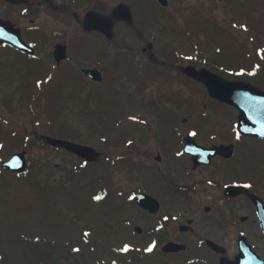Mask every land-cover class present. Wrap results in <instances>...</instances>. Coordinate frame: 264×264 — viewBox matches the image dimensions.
Wrapping results in <instances>:
<instances>
[{
	"label": "flooded vegetation",
	"instance_id": "1",
	"mask_svg": "<svg viewBox=\"0 0 264 264\" xmlns=\"http://www.w3.org/2000/svg\"><path fill=\"white\" fill-rule=\"evenodd\" d=\"M36 1L42 4V0H0V5L4 6L0 18L4 22L11 21L13 34L28 45L19 48L8 41L0 44V128L7 130L12 126L9 125L12 123L10 116L26 112L31 117L32 128H38L34 130L36 136L29 132L38 142L46 134L37 130L56 125L51 114H48L49 121L44 120L45 113L40 114L48 99L53 95L64 99L57 103L55 114L67 112L74 101L71 92L68 100L56 94L57 88L47 92V86L58 83L62 67L67 66L64 72L68 92L72 82L67 72L69 62L76 60L75 70L82 78L93 83L104 80L103 55L90 62L95 65H84L86 62L79 58L80 55H74L70 44L79 35H90L99 40L100 50L105 34L81 29L80 34L70 36L62 29H42L35 18H30L28 25H20L8 13L9 9H14L22 16L29 15V7ZM74 1L50 0L53 9H48L52 19L56 21L57 16L65 19L70 13L81 24L86 15L81 17L80 12L73 13L70 5ZM81 3L80 0L76 2ZM226 4L229 6L228 1ZM114 7L106 14L111 15ZM254 8L257 10L258 6ZM225 14L228 15L223 12L217 16L224 19ZM255 19L251 26L249 20H243L247 28H234L229 32L264 33V29L257 26V21L264 20V14L260 13ZM118 23L134 24L117 20L115 25ZM136 31L141 33L139 28ZM58 44L67 46L66 55L60 60L55 53ZM152 49V44L143 46V55L175 76L167 82L169 87L160 91L149 90L151 87L146 86L147 97L156 101L154 109L151 103L149 110L117 111L123 116L114 124L112 139L106 140V146L111 147L110 153L100 150L96 159L107 168H115L111 178L106 176L102 180L111 190L110 196L119 197L136 209L135 212L119 211L121 217L113 226L118 229L116 237L120 245H135V241L141 239L146 241L144 244L156 246L141 256L133 251L120 256H129L128 261L160 256L163 264H235L237 258H241L242 264H264V94L260 93H264V47L245 45L240 65L201 54L198 46L190 48L188 62L182 60L178 51L170 60H159ZM186 66L207 68L229 81L227 95H234L236 103L213 96L203 81L185 73ZM92 68L102 74L100 81L86 73ZM184 77L194 83L187 92L195 100L193 105L188 104L184 96ZM238 83L251 86L233 85ZM45 87L48 89L43 95L41 91ZM162 111L167 115H161ZM185 111L192 114L188 117ZM24 130L27 131L26 124ZM122 164L130 168L124 174L128 177V184L124 185L117 181L115 173L117 166ZM139 194L147 196L141 203L137 200ZM138 215H141L139 219ZM242 247L254 251L257 256L246 252V256H238ZM123 262L119 259L117 264Z\"/></svg>",
	"mask_w": 264,
	"mask_h": 264
},
{
	"label": "rangeland",
	"instance_id": "2",
	"mask_svg": "<svg viewBox=\"0 0 264 264\" xmlns=\"http://www.w3.org/2000/svg\"><path fill=\"white\" fill-rule=\"evenodd\" d=\"M47 1L31 4L29 15L22 16L14 9H9L8 13L20 25H28L30 18H35L44 30L56 28L65 30L70 36L80 34L81 24L70 13L65 19L57 16V20H53L48 9H53V5L50 0ZM78 1H74L70 9L73 13L80 12L81 17L90 8L106 13L120 1H125L135 14V24H116L114 38L108 40L103 36L100 50L99 40H96L95 36H79L70 44L74 55H80L79 58L86 62L84 65H95L90 62L103 55L101 68L104 81L92 83L82 78L75 70V60L68 63L67 72H70L72 80L68 92L64 72L67 66L62 67V72L58 74V83L50 84L47 86L49 89L45 87L41 92L44 95L47 89V92H51L52 88H57L56 94L67 97L68 100L71 92L74 101L71 100L67 112L57 111L55 114L57 103L64 99H58L55 95L50 97L44 113L51 114L56 125L39 128L37 131L52 136H63L77 142L88 141L99 150L107 146L98 139L96 131L112 135L117 118L123 116L117 112L119 110H149L151 103L154 109L156 101L147 97L146 86L151 87L149 90L160 91L168 88L167 82L175 76V73L168 72L162 65L143 55V46L153 43V53L159 60L165 61L171 59L174 47L188 52L192 46L188 40L190 39L192 43L199 42L210 50H213L214 46L218 47L221 52L219 58L225 63H240V49L236 51L232 46L240 45L245 51V37L240 34H224V30L244 29L243 20H249L251 26L260 13L264 14L263 0H243V5L242 0H169L167 6L160 5L157 0H80V5L76 4ZM226 1L229 6H226ZM236 2L237 4H234ZM256 6L257 10L254 8ZM223 12L228 14H225L224 19L217 16V13ZM2 14L4 6L0 5V15ZM257 26L264 28V20L257 21ZM137 28L144 30L140 31L142 34L135 33ZM261 41L264 42L263 39ZM125 46L132 47L131 51L125 50ZM207 53L209 56L214 55L213 52ZM144 62H147L146 66L141 69L138 63ZM25 64L27 65V62ZM184 78V96L188 99L187 103L193 105L195 100L187 92L194 83L189 78ZM185 113L188 117L192 114L187 111ZM161 115L167 113L162 111ZM42 116L44 120L48 117ZM10 118V128L14 129L0 131V142L3 136L6 139L4 145H0V158L3 159L24 149L21 131L24 130L25 124L27 131L34 136V130L38 129L32 128L31 117L26 112L19 116L12 115ZM14 130L18 132L13 133ZM26 149L28 175H17L0 168V264H77L80 259L84 264H116L115 259H123V264H163L160 256H144L135 261H128L129 256H120L122 251L120 253L119 249L123 250L128 245H120L116 237L119 235L118 229L115 230L113 225L121 217L119 211L135 212L136 209L119 197H111V190L102 184L103 177L111 178L115 170L113 166L108 165L107 168V165L90 163L85 169V174L76 177L72 172L73 167L80 162L77 156L47 144L39 146L30 143ZM107 152L110 153V150ZM129 170L127 164L117 166L115 173L121 185L128 184V177L124 174ZM49 185L53 186L51 190ZM125 187L131 188L129 185ZM53 190L55 192L51 193ZM56 199L59 201L58 208ZM74 216L79 218L78 228L72 221ZM140 217L141 215H138L137 218ZM84 228L92 230L90 245H82L81 251L63 255V247L69 250L83 243L79 240L72 242V238H79L80 232L85 233ZM24 232L27 233L30 243L22 240L24 238L21 233ZM127 235L131 237L130 232H127ZM57 237H64V240L58 239L62 244L55 241V253L51 256V240ZM94 242L97 243L95 249H92ZM135 242L132 246L153 247L144 244L145 240ZM88 248L92 250L88 251ZM155 251L154 249L153 252ZM132 253L137 256H141V253L147 254L141 250ZM81 256L84 257L80 258Z\"/></svg>",
	"mask_w": 264,
	"mask_h": 264
},
{
	"label": "water",
	"instance_id": "3",
	"mask_svg": "<svg viewBox=\"0 0 264 264\" xmlns=\"http://www.w3.org/2000/svg\"><path fill=\"white\" fill-rule=\"evenodd\" d=\"M163 4H167L166 0H160ZM115 19H123L127 21H132V14L130 12V9L128 5L126 4H120L118 5L111 16H106L104 14L90 11L88 12L83 24L84 28L87 30L91 29H97L99 31H103L108 37L113 36V26ZM1 28V23H0ZM0 38H2L0 33ZM57 54L62 56L64 54V49L62 47H58ZM186 72L190 74L191 76L195 78H199L207 83V85L210 88V91L213 95H216L220 98H226L224 95L223 89H216L222 82H214L209 75L207 70H196L195 67L189 66L186 69ZM87 74H90L91 76H94L96 78H100V73H93V70L86 71ZM225 82V81H223ZM47 141L54 145H60L64 146L70 151H73L81 156H84L90 160L95 159L99 154L97 151H95L92 147L87 145H80L77 143H73L66 140H58L53 138H48ZM3 166L5 168L15 170V171H23L26 168V161L24 159L23 153H17L13 155V157L10 160L4 161ZM241 256V255H240Z\"/></svg>",
	"mask_w": 264,
	"mask_h": 264
},
{
	"label": "snow or ice",
	"instance_id": "4",
	"mask_svg": "<svg viewBox=\"0 0 264 264\" xmlns=\"http://www.w3.org/2000/svg\"><path fill=\"white\" fill-rule=\"evenodd\" d=\"M97 199H98V197H97ZM149 251H151V249H149Z\"/></svg>",
	"mask_w": 264,
	"mask_h": 264
},
{
	"label": "trees",
	"instance_id": "5",
	"mask_svg": "<svg viewBox=\"0 0 264 264\" xmlns=\"http://www.w3.org/2000/svg\"><path fill=\"white\" fill-rule=\"evenodd\" d=\"M58 257H61V256H58Z\"/></svg>",
	"mask_w": 264,
	"mask_h": 264
}]
</instances>
